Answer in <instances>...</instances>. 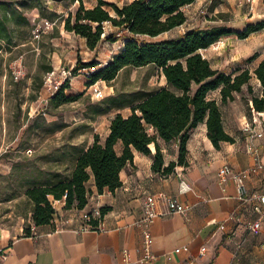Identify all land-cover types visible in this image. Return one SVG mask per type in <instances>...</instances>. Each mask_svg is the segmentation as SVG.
I'll list each match as a JSON object with an SVG mask.
<instances>
[{"label":"rangeland","instance_id":"obj_1","mask_svg":"<svg viewBox=\"0 0 264 264\" xmlns=\"http://www.w3.org/2000/svg\"><path fill=\"white\" fill-rule=\"evenodd\" d=\"M90 2L85 0L86 5ZM261 3L259 0L253 14L252 2L195 0L184 7L187 23L154 40L176 37L196 27L224 25L242 31L249 23L264 21L259 16L264 12V0ZM78 7L76 0H0V226L14 231L25 230L33 222L34 203L26 195L29 187L69 177L73 154L85 148L95 132L104 139L116 113L130 114L131 104L166 84L154 65L125 67L116 80L94 84H89L86 73L90 68H82L65 89L76 100L54 106L53 85L61 80L63 68L74 67L79 57L82 61L98 57L96 61L104 65L126 41L123 31L105 23L106 34L114 32L118 39L101 42L93 52L88 50L83 38L64 28L65 16ZM222 39L224 42H216L202 53L226 72L251 70V88L245 85L235 100L222 105L226 113L250 116L248 101L261 89L254 71L264 57V28L246 38L234 33ZM48 66L56 70L51 86L45 84ZM13 68L21 74L14 75ZM210 97L218 98L219 92H211ZM60 204L57 202L59 208Z\"/></svg>","mask_w":264,"mask_h":264},{"label":"crops","instance_id":"obj_2","mask_svg":"<svg viewBox=\"0 0 264 264\" xmlns=\"http://www.w3.org/2000/svg\"><path fill=\"white\" fill-rule=\"evenodd\" d=\"M108 1L119 3V0ZM96 3L97 0H92L90 6ZM258 4L259 0L250 4L253 14ZM259 16H264V12ZM84 46L92 52L96 50L90 49L85 39ZM222 110L225 128L235 138L234 142L224 141L216 147L208 136L206 123H201L190 132L188 164L177 165L175 171L167 175L152 169L156 147L150 146L152 154L149 155L135 150L134 161L122 170V185L115 191L105 188L99 193L94 180L89 181L91 193L85 208L68 209L64 208V201H57L61 203L60 208L57 206L58 218L52 224L31 222L29 232L28 227L14 231L0 226V252H7L0 264H120L126 252L135 260L148 250L156 258L147 264H264V221L259 231L248 227L258 217L254 204L264 184L262 171L252 172L247 178L253 197L248 201L239 198L232 177L222 182L218 174L225 164L235 171L253 166L251 145H260L262 139L252 140L243 130V122L249 115L226 113L223 106ZM110 123L111 120L104 139L110 131ZM95 134L103 136L99 132ZM160 145L165 165L178 160L179 141L160 139ZM261 161L264 164L263 146ZM147 194L158 198L157 208L161 212L152 222L144 218L143 202ZM166 197H175L192 207L185 212H171ZM103 207L108 210L101 218ZM85 212L100 217L105 229L81 230L80 215ZM147 240L151 241L149 247ZM185 245L188 246L186 251L182 249ZM204 246L206 250L201 254Z\"/></svg>","mask_w":264,"mask_h":264},{"label":"trees","instance_id":"obj_3","mask_svg":"<svg viewBox=\"0 0 264 264\" xmlns=\"http://www.w3.org/2000/svg\"><path fill=\"white\" fill-rule=\"evenodd\" d=\"M76 1L79 7L64 18L65 30L84 38L86 45L94 50L101 42L118 39L116 33L105 32V23H111L123 31L126 41L104 65L96 60L82 61L79 57L72 68L73 76L82 68H93L89 84L99 80L112 82L125 67L154 65L165 77L166 84L131 104L130 114L116 113L105 139L95 134L91 145L73 154L69 177L39 183L26 190L34 203L33 222L36 225L54 222L59 212L57 201H64V208H85L91 193L88 186L91 179L99 193L105 188L111 191L119 188L121 172L133 163L135 150L149 155L152 154L150 146L156 147L152 169L167 175L175 171L177 165L188 164L190 132L201 123H206L208 136L216 147L224 141L234 142L235 138L225 128L222 105L235 100L236 93L245 85L251 88L253 73L249 68L234 72L216 68L202 50L225 36L236 33L246 38L264 28V21L249 23L242 31L224 25L196 27L176 37L154 40L185 24L188 17L183 8L195 0H131L123 5L97 0L92 6L86 5L85 0ZM47 68L48 72L53 70L52 66ZM254 73L264 86V59ZM70 80L68 78L52 95L54 106L76 100V95L65 93ZM214 91L219 92L220 100L210 97ZM262 94L252 93L248 101L250 116L264 113V92ZM160 139L179 141L177 161L165 165ZM107 210L108 207L101 209V218ZM90 214L91 222L97 225L100 217ZM29 230L30 227L26 229Z\"/></svg>","mask_w":264,"mask_h":264},{"label":"built area","instance_id":"obj_4","mask_svg":"<svg viewBox=\"0 0 264 264\" xmlns=\"http://www.w3.org/2000/svg\"><path fill=\"white\" fill-rule=\"evenodd\" d=\"M247 2H253V0H246ZM54 23H52L53 26ZM51 24L49 21L46 22L45 27H50ZM45 31V30H44ZM46 32V31H45ZM220 43V41H218ZM106 64V63H105ZM86 69V68H85ZM94 71L93 68H90V70L86 71L88 77L89 75ZM12 73L16 76H19L21 74L20 69H12ZM56 70H52L48 72V78L45 80V84L48 86H51L53 76H55ZM61 80H58L53 85V90L56 92L59 87L68 79L73 76L72 68H63L60 71ZM260 81V80H259ZM261 95L264 92V86L261 84ZM243 130L249 135V137L252 140L255 139H262V142L260 145L252 144L251 145V151L255 159V163L253 166H251L248 169H244L241 171H235L229 164H225L222 166L219 170V177L222 182H226L229 177H232L235 181L238 196L240 199L244 201H248L253 199L252 196H250V190L247 184V178L252 172H257L259 170L262 171L264 176V164L261 161V147H264V117L263 113H254L252 117H246L245 121L243 122ZM257 202L254 204V211L258 214L257 219L254 221H251L248 224V227L251 231H259L262 227V223L264 221V184L262 187V190L257 193L256 197ZM166 202L169 210L171 212H185L189 210L192 205L188 203L180 202L175 197H166ZM158 205V198L153 194H147L144 198L143 202V208L145 212V219L149 222H152L155 217L158 215H161V212L157 208ZM58 215V214H57ZM57 217V216H56ZM80 218L83 221L81 230H104L105 226L102 221H100L97 225L93 224L91 222L92 215L88 212H85L80 215ZM221 228H224V225H221ZM151 244L150 240H147V247H149ZM183 250H188V246L185 245L182 247ZM206 250V247L201 248V254H203ZM126 252V251H125ZM7 257V252L1 251L0 252V259H5ZM156 258V255L152 253L150 250L141 258L139 259H131L129 254L126 252L124 255L123 262L120 264H147V262L153 260Z\"/></svg>","mask_w":264,"mask_h":264}]
</instances>
